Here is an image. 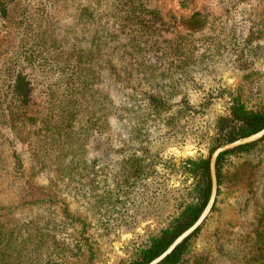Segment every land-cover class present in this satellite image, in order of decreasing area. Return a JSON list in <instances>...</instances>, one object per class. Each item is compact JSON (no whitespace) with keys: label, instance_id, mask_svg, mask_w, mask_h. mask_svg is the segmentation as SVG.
Wrapping results in <instances>:
<instances>
[{"label":"rangeland","instance_id":"1","mask_svg":"<svg viewBox=\"0 0 264 264\" xmlns=\"http://www.w3.org/2000/svg\"><path fill=\"white\" fill-rule=\"evenodd\" d=\"M111 2L0 0V264L134 261L192 200L185 163L209 156L217 118L235 97L253 110L264 101V0H155L167 32L158 43L142 35L140 50L129 26L110 42ZM182 67L189 74L175 73ZM19 72L27 101L13 90ZM173 85L196 112L184 133L163 137L154 125L142 153L132 135L142 101ZM262 139L225 158L215 208L182 264H264ZM131 158L156 161L127 187Z\"/></svg>","mask_w":264,"mask_h":264},{"label":"trees","instance_id":"2","mask_svg":"<svg viewBox=\"0 0 264 264\" xmlns=\"http://www.w3.org/2000/svg\"><path fill=\"white\" fill-rule=\"evenodd\" d=\"M111 4L114 12L110 14V20H113L114 25L118 29L109 30L108 35L111 37L110 42H118L116 39V36H119L116 35L118 30L122 31L121 36H123V28L129 26L134 28L131 33L132 47L134 50H140L142 48L140 44L142 35L151 36V38H155L153 39L154 43H158L157 39H159L163 33L167 32L166 29H163L165 17L162 14V10L155 5V0H112ZM5 5H7V3L2 6ZM202 16V13L195 11L188 19L192 24L199 25L202 22ZM173 19L175 20L176 17H173ZM184 20L187 19L184 18ZM154 43L151 44V46H154ZM114 49L115 48H112V50ZM33 56H35L34 51H32L31 57ZM114 57L115 54L111 56L112 59ZM196 60L198 61V59ZM175 73L180 76L189 74L184 67H182V70ZM27 77L26 74L19 72L12 85L16 95L21 97L24 101L30 99L32 95L31 83ZM174 85L179 87V83H174ZM174 85L171 89L160 90L149 96L148 99L145 98L142 101L147 110L140 119L141 124L138 129L132 130V135H135L137 137L136 139L140 140L138 143L134 139V142L138 144L139 148H142V153L149 152L155 146V143L151 141L154 125L156 126V124H158L156 130L157 132L163 133V137L179 132L184 133L186 126L182 125V122L195 111L194 106H190L194 105V103L188 97L186 91H181L180 88H176ZM211 94L213 95V93ZM134 103L138 104L136 102ZM73 112L76 114L79 113L76 110ZM141 112L142 106L139 104L137 108L132 111L133 117L137 119ZM146 120L148 122H145ZM149 122H151V124H148ZM214 128L215 137L211 144L212 147L210 148L209 156L200 160L189 159L185 163V168L197 178L191 191L192 200L177 205L179 211L170 224L162 228L157 235H154L149 240L148 244L143 247L137 258L129 264H148L165 251L176 237L199 218L210 199L212 191L210 158L213 151L221 144L249 136L264 128V101L260 102V107L257 110H253L247 107L245 101L243 102L239 97H235L234 101L231 102L228 113L217 118ZM262 140L263 139H260L256 142L239 146L222 153L218 157L216 163L218 193L222 183L223 164L227 155L248 151ZM162 149L163 147H161L159 151L161 152ZM147 160V158H131L128 160L126 166L123 167L124 175L122 185H126L127 187H129L127 184L137 185L150 177L148 171L152 169L156 160L155 158L150 159V162H147ZM214 208L215 205L213 206V209ZM200 229L201 227L180 244L160 264H182V261L185 259L189 241Z\"/></svg>","mask_w":264,"mask_h":264},{"label":"water","instance_id":"3","mask_svg":"<svg viewBox=\"0 0 264 264\" xmlns=\"http://www.w3.org/2000/svg\"><path fill=\"white\" fill-rule=\"evenodd\" d=\"M264 137V128L260 131L253 133L249 136L242 137L240 139H236L234 141L225 143L219 147H217L210 158V169H211V177H212V191L210 195V199L202 211L199 218L186 230H184L176 239L168 246V248L163 251L159 256L154 258L148 264H160L168 255H170L180 244H182L189 236H191L207 219L208 215L213 209V206L216 201L217 197V190H218V181H217V174H216V163L218 157L229 150L235 149L239 146L250 144L256 142Z\"/></svg>","mask_w":264,"mask_h":264}]
</instances>
